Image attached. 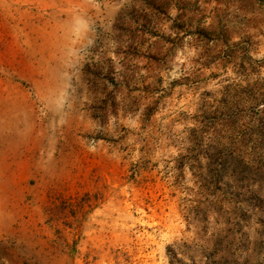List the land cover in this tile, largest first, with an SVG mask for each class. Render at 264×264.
Segmentation results:
<instances>
[{"label":"rangeland","instance_id":"1","mask_svg":"<svg viewBox=\"0 0 264 264\" xmlns=\"http://www.w3.org/2000/svg\"><path fill=\"white\" fill-rule=\"evenodd\" d=\"M0 264H264V0H0Z\"/></svg>","mask_w":264,"mask_h":264},{"label":"trees","instance_id":"2","mask_svg":"<svg viewBox=\"0 0 264 264\" xmlns=\"http://www.w3.org/2000/svg\"><path fill=\"white\" fill-rule=\"evenodd\" d=\"M150 46L157 50V42L154 41L150 43ZM115 55L120 57V68L118 70L114 68L112 65L107 66V68H102L99 63L90 62L85 64L84 68V77L87 83L88 91L90 93V101L91 105L89 110L92 112V115L104 120L108 114H115L117 111L118 104L116 102V95L122 93L123 88H128L127 94L123 95L125 99H131V93L133 91L141 90L131 87V81L133 77V70L130 69V66L127 62L138 54H134L132 52H127L125 50H120L119 52H115ZM147 60L154 59L152 55H148ZM151 68L150 66H148ZM145 90L147 87L144 88ZM135 100H132V104H134ZM154 109L150 108L147 111V116L152 114Z\"/></svg>","mask_w":264,"mask_h":264}]
</instances>
